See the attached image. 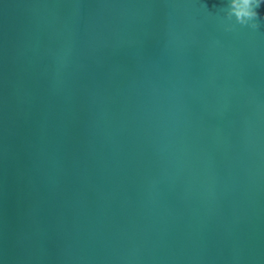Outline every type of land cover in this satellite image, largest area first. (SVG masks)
Returning <instances> with one entry per match:
<instances>
[{"label":"water","instance_id":"obj_1","mask_svg":"<svg viewBox=\"0 0 264 264\" xmlns=\"http://www.w3.org/2000/svg\"><path fill=\"white\" fill-rule=\"evenodd\" d=\"M0 0V264H264V3Z\"/></svg>","mask_w":264,"mask_h":264},{"label":"clouds","instance_id":"obj_2","mask_svg":"<svg viewBox=\"0 0 264 264\" xmlns=\"http://www.w3.org/2000/svg\"><path fill=\"white\" fill-rule=\"evenodd\" d=\"M261 3H264V0H228L226 17L228 20L234 18L241 26L247 25L255 29L259 27L257 9Z\"/></svg>","mask_w":264,"mask_h":264}]
</instances>
